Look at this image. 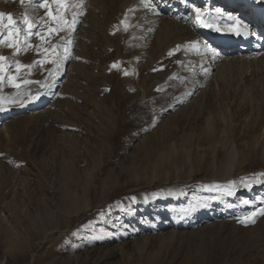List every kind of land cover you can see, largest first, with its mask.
I'll return each instance as SVG.
<instances>
[{"label":"rangeland","instance_id":"obj_1","mask_svg":"<svg viewBox=\"0 0 264 264\" xmlns=\"http://www.w3.org/2000/svg\"><path fill=\"white\" fill-rule=\"evenodd\" d=\"M151 1L189 26L195 25L197 10L205 11L202 0ZM90 5L92 12L97 9L94 1ZM32 6L30 0H0V12L11 14L21 29L18 56L0 45L5 70L17 61L28 66L4 71L0 107L57 77L60 62L66 75L58 74L59 80L64 76L59 92L43 108L0 123V264H264V94L259 85L253 93L259 92L260 100L249 118L247 101L241 107L233 101L230 114L226 109L229 92L236 96L243 82L240 76L231 82L233 89L212 78L206 92L202 87L194 94L200 107L189 109V102L170 111L158 85L140 86L147 60L130 70V53L120 62L107 30L98 28L95 35L87 20L73 35L72 54L61 55L63 44L71 46L65 36L70 25L50 34L56 22L46 9L33 12ZM84 11L89 13L88 3ZM25 14L39 22L33 31L45 37H30L32 47L25 53L30 56L24 54ZM42 19L47 23L41 25ZM2 31L6 36L8 29ZM177 56L157 61L149 74L172 71ZM259 60L245 62L249 69L243 75L252 77L251 83L264 72ZM134 95L139 102L133 105ZM221 106L226 118H218ZM208 111L213 118H206ZM19 117L25 118L8 125ZM70 136L76 138L74 148ZM232 166L233 173L226 175ZM71 189L82 194L77 204L75 197L63 196ZM253 212L254 223L242 222Z\"/></svg>","mask_w":264,"mask_h":264},{"label":"bare ground","instance_id":"obj_2","mask_svg":"<svg viewBox=\"0 0 264 264\" xmlns=\"http://www.w3.org/2000/svg\"><path fill=\"white\" fill-rule=\"evenodd\" d=\"M90 1H94L97 4V9H94L93 12ZM40 2H42V0H35V2H33V12H37V10H39L40 7H38V4ZM169 2L172 1L170 0ZM68 3L72 5H79V7L70 8L66 13L67 20L69 21L73 17L72 14L75 15L76 22L75 24H71L69 28L73 34L78 32L79 29L82 32L83 28L81 29V27L83 26V21L86 22L87 20V23L93 28L92 31L95 35H97L96 30L98 28L102 27L103 31L105 29L107 30V33L110 36V41L112 42L109 46L118 52V60L120 62L121 60L123 62L124 56L130 53L132 57L131 60L133 61L129 67L133 69L130 70L136 71V67L139 62L141 60H147L148 63L146 64L147 70H145V74L143 75L140 73L139 75V79H142L143 81L140 82V86L142 88H148V86L152 87L154 85H158V87L163 90V107L170 111H174L178 106L189 102L190 103L187 105L189 109L195 105L200 107L198 99L195 98L194 94L196 90L202 87H206L204 90V92H206V90L212 86L214 79L224 83L226 87L230 84L231 89H233L231 82L238 78V76L243 78V82L238 85L236 96L232 93V91H230L229 97L226 99V102L228 103L226 104L228 114L231 113L233 101L237 102V107H241L242 104L247 101L249 103L248 107L250 108L244 113V115L246 114V118H249L252 116L255 111L256 104L260 100V94H258L259 92L255 91L256 94H254L253 90H256L257 85H259L258 91L262 90L264 94V72L259 73L253 83H251L252 77L249 79L247 76L244 77L243 75L244 70L249 69L248 64H245V62H248L251 59L243 58V56L245 54H249V51L243 49L242 45L237 43L223 47L220 42L213 39V34H215L214 32L220 28L230 29L233 24L237 23V18L249 20L254 23L253 27L258 26L256 28L258 31L253 32V36L256 35V45L254 47H263L262 51L253 55V57L254 59H260L257 61L259 64H264L263 3L257 2L256 0H202L201 5H205V14L199 16L200 18L197 19V21H203L205 28L210 31L209 35H206L199 27L189 26L185 22L181 23L178 19L167 16L166 13H160L162 15L158 16L155 10L156 5H154L151 0H68ZM87 3L89 13L84 15ZM146 3L149 4V7H145ZM152 6H154V10ZM183 10L185 9H182L181 11L183 12ZM90 13L91 15L89 16ZM219 15L221 16V19L217 18ZM157 23L158 26L156 25ZM67 26L69 27V24H67ZM215 28H217V30H215ZM67 35L68 33L66 32L65 36ZM206 38L207 42L205 41ZM260 38L261 40L259 41ZM218 39L221 41L220 38ZM91 40L93 43L97 42V40ZM203 41H205L207 45L204 44ZM180 44H182V47H176V45ZM83 48L87 49L88 46L84 43ZM72 51L73 49L69 54H72ZM135 52H138V54H135ZM170 52L172 53L171 55H169ZM174 55H178V65L176 67L174 66L172 71L169 72L167 70L159 75L149 74V68L152 67L154 69L157 61H164L168 57H172ZM195 62L197 63L196 70L194 74H190L189 68L191 64ZM75 66L76 64H73V67ZM214 70H216L215 73H213ZM59 75H57L55 79L56 83L59 80ZM212 78L213 80H211ZM181 84H185L187 86L180 89L177 93H174ZM38 97H35L34 99ZM48 99V94H46L42 99H40V102L37 105L32 106V97H29L26 99V105L24 108H19L16 112L21 114L25 110L39 107L41 108ZM138 102L139 96L134 95L131 104H138ZM13 108L14 107H11V109H4L0 112V123L13 116V112L11 111ZM167 112L169 111H161L163 115ZM218 112V118H226V112L223 111L222 106L218 109ZM24 118L25 117H19L13 119L14 121L9 122L8 125L17 124ZM206 118H213L211 111H208ZM70 138V148H74V146L77 145V141H75L76 138L73 139L71 136ZM189 142H191L190 139ZM230 149L231 147H229V151ZM235 161L236 159L232 158L233 164ZM69 163L70 162H68V164ZM130 166L132 167V165ZM233 170V166L228 168L227 171L225 170L226 175L230 176L233 173ZM112 171L113 169H110L108 171L109 174H112ZM224 175L225 174H223V176ZM109 177L111 176H108L107 181L109 180ZM104 186L106 188V185ZM67 187L68 186H66V188ZM66 188L65 190H68ZM86 191L87 189L85 188L84 192L86 193ZM70 195L71 197H75L74 199L72 198L73 204L80 202L79 196L82 194H77L74 192V189H71V192H68L63 196L70 198Z\"/></svg>","mask_w":264,"mask_h":264},{"label":"snow or ice","instance_id":"obj_3","mask_svg":"<svg viewBox=\"0 0 264 264\" xmlns=\"http://www.w3.org/2000/svg\"><path fill=\"white\" fill-rule=\"evenodd\" d=\"M24 0H21V3H23ZM31 2H35V0H30ZM53 5L55 6L53 8ZM38 7L40 8H44L47 10L46 14L47 16L52 20L56 22L57 27L55 28H49L48 32L51 33H56L59 31H62L63 28L60 27L61 24H75L76 20H75V15H73L72 19L69 21L66 19V13L68 12V10L72 7H79V5H72L68 3V0H51V3L49 2V0H42V2H40L38 4ZM145 7H149V4L146 3ZM153 10H154V6ZM5 18L7 19L8 23L7 25H5L3 22L5 20ZM199 10H197V19H199ZM17 21L13 18V16L11 14H7L4 12H0V45H4L8 48H12L14 49L16 52H19L20 49V40H19V35L21 32V29L19 27H17ZM22 23L23 25H25L24 28V41H25V45L26 47H32L31 44L28 43V40L30 37H32L33 35L40 37V39L43 41L45 39V37L41 34V32L39 30L37 31H33V29L37 28V24L31 20L26 14L24 15V17L22 18ZM47 23V21H44L43 19L41 20V25ZM237 23H239L237 21ZM4 28H7V35H4V32L2 31ZM239 34V32L237 33ZM69 43H71V41H69ZM37 51H39V49H37ZM49 51H53L50 49H44V52L47 54ZM65 53L67 54V49H65ZM172 53L170 52L169 55H171ZM7 58L3 55H0V80L4 79L3 73L5 71V65H4V61ZM55 63V61H53ZM37 63H43V61L37 62ZM16 71L19 72L22 68L24 67H28L26 65H22L20 64L18 61L16 62ZM127 74V73H126ZM11 80L15 81L16 77L15 76H11L9 77ZM15 87H19V84H14ZM256 212H253L251 214L250 217L246 218L244 221L245 223L248 222H252L254 223V219H252V217L256 216ZM260 214H264V209L260 210Z\"/></svg>","mask_w":264,"mask_h":264}]
</instances>
